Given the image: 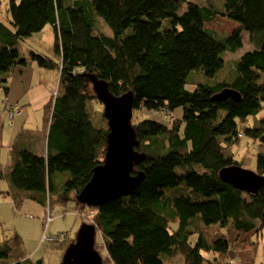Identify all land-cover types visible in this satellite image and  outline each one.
Returning a JSON list of instances; mask_svg holds the SVG:
<instances>
[{
  "label": "trees",
  "instance_id": "1",
  "mask_svg": "<svg viewBox=\"0 0 264 264\" xmlns=\"http://www.w3.org/2000/svg\"><path fill=\"white\" fill-rule=\"evenodd\" d=\"M7 12L9 25L0 22V89L7 93L10 72L29 64L22 43L48 26L59 61L32 51L30 60L57 69L60 78L46 133L15 140L12 165L7 174L0 170V195L11 194L15 207L32 199L48 213L52 197L86 208L74 197L104 161L108 133L93 125L86 107L96 100L94 75L115 96L133 93L137 150L146 154L135 168L144 173L141 186L92 208L103 264H173L178 254L184 264L246 260L263 236L264 185L247 195L219 173L242 167L233 150L246 137L257 150L254 172L264 176V0H10ZM219 16L239 28L228 35L206 27ZM244 38L250 51L222 78L226 53L242 49ZM227 88L239 101L215 99ZM142 107L183 113L162 122L136 115ZM29 138L45 141L44 156L32 152L38 143ZM0 232L5 236L1 219ZM22 244L16 232L0 238V264H45L27 259Z\"/></svg>",
  "mask_w": 264,
  "mask_h": 264
},
{
  "label": "rangeland",
  "instance_id": "2",
  "mask_svg": "<svg viewBox=\"0 0 264 264\" xmlns=\"http://www.w3.org/2000/svg\"><path fill=\"white\" fill-rule=\"evenodd\" d=\"M10 0H0V22L4 25H9L8 21V12L7 6L9 5ZM207 28L212 29L221 34L231 35L234 33L235 29L239 28V25L229 20L227 17L219 16L206 25ZM245 35V33H243ZM54 33L51 27H46L40 33L34 34L26 42L22 43L20 47L21 56L29 60L28 66L26 68H32L35 71L38 68L36 61L32 62L30 60V52H35L44 57L50 58L55 62L59 61L54 53ZM251 47L244 38V44L242 49L238 50L236 53H226L224 58V68L220 72V76L224 78L225 74H228L233 66H231V61L238 59L248 51ZM42 75L34 76L30 83V92L27 95V102L36 103L40 101L42 97H46L48 93L49 98L47 101L40 102L37 105L32 106L30 109L26 110L24 115L20 117H15L13 122H10L8 113L5 112L4 106L5 103L1 105V111L5 120V134H10L15 130L14 138L20 131H30V132H40L43 129L45 124V119L48 113L49 104L51 101V94L55 93L59 86V71L56 70H47L40 69ZM14 71L10 72L8 75V86H11L10 79ZM39 74V73H38ZM195 86L192 84L187 85L188 90H193ZM92 90V87H91ZM2 91V89H0ZM93 93V91H92ZM94 94V93H93ZM93 95L92 97H94ZM96 98V97H94ZM50 100V101H49ZM5 102V101H4ZM87 111L90 115V119L95 127H108L107 120L103 115V106L97 100L92 98L86 104ZM182 109L179 108L173 113H164L162 114H153L152 112L146 111L145 109L140 108V111L136 115L141 117H149L160 119V121H168L169 117L177 116L178 118L182 116ZM19 116V115H17ZM260 116L253 117L250 121L240 122L242 127L253 125L261 119ZM142 119V118H140ZM244 128V127H243ZM37 135L38 133H31ZM13 138V139H14ZM6 147V142L0 141V162L2 157V149ZM8 145V144H7ZM44 148V146H43ZM32 151V150H31ZM36 154H39V150L35 149L32 151ZM235 160L241 164V166L250 171H256V147L254 143L249 138L242 139L234 147ZM13 162V154H10L6 159L2 158V164L10 165ZM1 164V165H2ZM1 170L4 173H8L7 168L3 165ZM4 184L7 185V182ZM169 191V190H168ZM180 192H183V188L179 189ZM248 195V193H246ZM79 195V194H77ZM77 195L74 199L77 200ZM53 204L52 208V217H50L47 211L48 209L45 206L38 204L32 199H26V201L21 205V207L14 206L13 199L9 195H0V219L3 227L5 236H12L13 233H18L22 239V250L23 254L27 259L36 262L40 259H43L45 264H62V260L67 248L75 241L78 230L83 223L93 224L91 216L94 214V211H91L92 208H77L74 201H68L65 204L53 202L54 197H52ZM248 198V196L246 197ZM30 216L35 218H29ZM49 218V219H48ZM45 225L44 223H47ZM2 232H0V238L5 237ZM51 239V240H50ZM256 248L255 260L256 264H259L261 261L264 263V229L263 236L256 238L255 241ZM102 255H105V250L99 249ZM233 264H243L242 260L233 256ZM173 264H184V258L181 254H178L173 259H171ZM229 261V260H228ZM232 264V263H230ZM255 264V263H254Z\"/></svg>",
  "mask_w": 264,
  "mask_h": 264
},
{
  "label": "water",
  "instance_id": "3",
  "mask_svg": "<svg viewBox=\"0 0 264 264\" xmlns=\"http://www.w3.org/2000/svg\"><path fill=\"white\" fill-rule=\"evenodd\" d=\"M89 79L94 95L104 105L107 147L104 161L94 169L92 179L77 195V201L85 207L97 208L128 196L141 186L145 176L142 171L135 172V167L144 162L145 155L136 151L140 142L131 123L133 93L117 97L110 92L106 81L94 75ZM227 98L239 101L240 95L227 88L215 96L217 101ZM219 177L222 182L250 194H257L264 185V177L240 166L222 169ZM96 236V226L83 223L75 241L65 251L62 264H103V257L96 250Z\"/></svg>",
  "mask_w": 264,
  "mask_h": 264
},
{
  "label": "crops",
  "instance_id": "4",
  "mask_svg": "<svg viewBox=\"0 0 264 264\" xmlns=\"http://www.w3.org/2000/svg\"><path fill=\"white\" fill-rule=\"evenodd\" d=\"M13 71L14 72H13L12 77L10 79L11 86L10 87L8 86L9 89H8L7 93L3 89H2V91H0V107H1L2 103H4L5 98L8 99L12 105L18 106L22 109V113L19 116H17V117L21 118L24 115V113L26 112V110L30 109L32 106H34V105L38 106V104L40 102L47 101L50 93H48L46 97H42V99H40V101H37L36 103H31V101H28V103L25 104V102H27V100H28L27 95L31 90L29 88L31 87L30 83H31L33 77L38 76L40 74L42 75V73L40 72L39 68H36L35 71H33L32 68H26V66H23V67L19 66L16 69H14ZM51 99H52V97H51ZM3 113L4 112H2L1 108H0V141L6 142V147L4 145V147L2 149L0 170H1V166L3 165L9 171L12 163L10 165H5V163L2 164V158L6 159L10 154H13V150H14L13 148H14L15 140L19 139L20 134L29 133L28 135H30L31 133H38L37 135H39L42 133H46V131H47V129H46L47 116H46L45 124L43 126L42 131L30 132V131L23 130V131H20L16 135V137L14 138L15 130L8 135L5 134L6 128H5V120L3 117ZM26 143H31V144L38 143L37 146L35 147V149H38L39 154L44 156L45 141H43V140L37 141L35 138H29L26 140ZM43 146H44V148H43ZM1 187H2V191H4V192H5V190H8V185H6L4 183L2 184ZM243 257L246 258V260L245 259L243 260V264H254V263L256 264L257 263V261L255 260V252L254 251L244 254ZM259 264H264V263H262V261H261Z\"/></svg>",
  "mask_w": 264,
  "mask_h": 264
},
{
  "label": "bare ground",
  "instance_id": "5",
  "mask_svg": "<svg viewBox=\"0 0 264 264\" xmlns=\"http://www.w3.org/2000/svg\"><path fill=\"white\" fill-rule=\"evenodd\" d=\"M16 1V0H15ZM90 78V77H89ZM89 82H90V86L92 87V84H91V81H90V79H89ZM128 93V92H127ZM126 94V93H125ZM124 95V94H123ZM115 96V95H114ZM122 96V95H121ZM96 97V96H95ZM117 97H119V96H117ZM96 100L99 102V103H101L98 99H97V97H96ZM134 96H133V105H132V119H131V123H132V125H133V122L135 121L134 119H135V115H134ZM51 102V101H50ZM5 103V106H4V110H5V112H7L8 114H11V113H14L15 111H11L10 109H11V107H15V108H19L18 106H15V105H12L10 102H9V100L6 102H4ZM102 104V103H101ZM102 106H103V111H104V105L102 104ZM22 111V110H21ZM157 113H160L159 111H156L154 114H157ZM14 118L15 117H13V118H9V120H10V122H13L14 121ZM133 127H134V125H133ZM135 129V128H134ZM255 144V143H254ZM138 147H140V145L138 146ZM136 151L138 152V153H141V154H144L145 155V159H146V154L144 153V152H140L139 150H137L136 149ZM39 156H42V155H40V154H38ZM145 161V160H144ZM142 164V163H141ZM140 164V165H141ZM137 167V166H136ZM135 167V168H136ZM226 168H229V167H226ZM243 168V167H242ZM225 169V168H224ZM247 170V169H246ZM4 172V171H3ZM259 176H261V175H259ZM93 177V176H92ZM261 177H264V176H261ZM92 179V178H91ZM90 182V181H89ZM88 182V183H89ZM2 188V187H1ZM261 189V188H260ZM5 192H7V194L9 193L8 192V190H5ZM249 193V192H248ZM250 194V193H249ZM10 197H12L11 196V194H8ZM251 195H255V194H251ZM12 199H13V201L15 202V200H16V198H13L12 197ZM87 207V206H86ZM87 208H90V207H87ZM91 211H93V210H91ZM29 218H35V217H32V216H30ZM45 225H47L48 224V222L47 223H44ZM51 240V239H50ZM97 250V249H96ZM101 254V253H100Z\"/></svg>",
  "mask_w": 264,
  "mask_h": 264
},
{
  "label": "built area",
  "instance_id": "6",
  "mask_svg": "<svg viewBox=\"0 0 264 264\" xmlns=\"http://www.w3.org/2000/svg\"><path fill=\"white\" fill-rule=\"evenodd\" d=\"M11 111H15L14 113H11V114H8L9 115V118H13V117H16L17 115L21 114V109L20 108H15V107H11L10 109ZM49 219V218H48ZM230 263H234L233 260L230 261Z\"/></svg>",
  "mask_w": 264,
  "mask_h": 264
},
{
  "label": "clouds",
  "instance_id": "7",
  "mask_svg": "<svg viewBox=\"0 0 264 264\" xmlns=\"http://www.w3.org/2000/svg\"><path fill=\"white\" fill-rule=\"evenodd\" d=\"M5 101L7 102L8 101V99H5ZM20 108V107H19ZM21 109V108H20ZM22 110V109H21ZM22 113V112H21ZM20 115V114H19ZM9 116V115H8Z\"/></svg>",
  "mask_w": 264,
  "mask_h": 264
}]
</instances>
